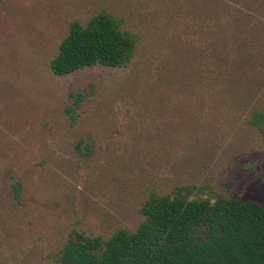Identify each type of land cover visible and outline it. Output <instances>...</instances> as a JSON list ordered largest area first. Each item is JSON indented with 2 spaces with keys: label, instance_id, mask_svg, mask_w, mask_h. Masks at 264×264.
Masks as SVG:
<instances>
[{
  "label": "rangeland",
  "instance_id": "obj_1",
  "mask_svg": "<svg viewBox=\"0 0 264 264\" xmlns=\"http://www.w3.org/2000/svg\"><path fill=\"white\" fill-rule=\"evenodd\" d=\"M151 3L0 0V264H62L73 230L103 238L133 230L150 189L190 184L264 203L257 130L214 113L190 124L156 100L147 70L139 79L127 66L51 71L72 20ZM72 92L84 95L77 124L65 110Z\"/></svg>",
  "mask_w": 264,
  "mask_h": 264
},
{
  "label": "trees",
  "instance_id": "obj_2",
  "mask_svg": "<svg viewBox=\"0 0 264 264\" xmlns=\"http://www.w3.org/2000/svg\"><path fill=\"white\" fill-rule=\"evenodd\" d=\"M151 1V0H150ZM72 20L50 61L56 76L96 66L149 71L156 100L200 125L235 117L264 137V0H152ZM156 84V86L154 85ZM65 110L79 122L82 92ZM218 123V122H217ZM83 140L80 141L79 147ZM23 186L13 185L20 201ZM135 229L108 238L73 230L62 264H264V203L209 188L150 189Z\"/></svg>",
  "mask_w": 264,
  "mask_h": 264
}]
</instances>
